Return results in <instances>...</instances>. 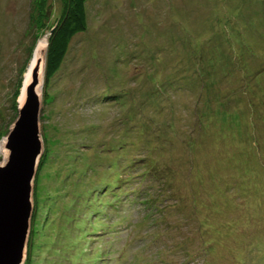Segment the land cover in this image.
<instances>
[{
	"label": "rangeland",
	"instance_id": "374dc122",
	"mask_svg": "<svg viewBox=\"0 0 264 264\" xmlns=\"http://www.w3.org/2000/svg\"><path fill=\"white\" fill-rule=\"evenodd\" d=\"M65 2L0 0V149ZM86 18L35 88L23 264H264V0H88Z\"/></svg>",
	"mask_w": 264,
	"mask_h": 264
},
{
	"label": "water",
	"instance_id": "95a60500",
	"mask_svg": "<svg viewBox=\"0 0 264 264\" xmlns=\"http://www.w3.org/2000/svg\"><path fill=\"white\" fill-rule=\"evenodd\" d=\"M37 85L35 77L23 85L24 100L5 138L6 160L0 164V264H23L29 240L34 181L43 150Z\"/></svg>",
	"mask_w": 264,
	"mask_h": 264
},
{
	"label": "trees",
	"instance_id": "16d2710c",
	"mask_svg": "<svg viewBox=\"0 0 264 264\" xmlns=\"http://www.w3.org/2000/svg\"><path fill=\"white\" fill-rule=\"evenodd\" d=\"M88 0H66L63 9L48 36L45 58V81L52 78L61 68L73 38L87 29L86 3ZM43 155L39 166L42 163ZM192 161L189 162V167ZM38 173V172H37ZM37 177V175H36ZM36 180V178H35ZM35 185V181H34ZM33 214L31 217L32 222ZM27 245L29 249L30 239Z\"/></svg>",
	"mask_w": 264,
	"mask_h": 264
},
{
	"label": "bare ground",
	"instance_id": "6f19581e",
	"mask_svg": "<svg viewBox=\"0 0 264 264\" xmlns=\"http://www.w3.org/2000/svg\"><path fill=\"white\" fill-rule=\"evenodd\" d=\"M45 46H46V39L43 38L42 40H40L34 50V54H33V62L31 60V63H34L33 64V68H32V64L30 66V71H29V74H28V71L26 72V75H25V78H24V81L22 82V87H21V91H20V94H19V97H18V107L22 104L23 100H24V87L23 85H27L29 84L33 78L35 77L37 80H38V84L42 82V78H43V67H44V59L43 58H39L38 57L40 56L37 52L40 51V52H44V49H45ZM34 69V71H33ZM36 69V70H35ZM33 71V73H32ZM36 71V72H35ZM38 86V85H37ZM37 91H40V88L37 89ZM3 145V144H2ZM1 152L2 154H4L6 156L7 152L6 150H3L2 149V146H1Z\"/></svg>",
	"mask_w": 264,
	"mask_h": 264
}]
</instances>
